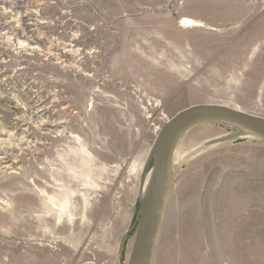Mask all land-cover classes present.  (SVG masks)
I'll return each mask as SVG.
<instances>
[{"label":"rangeland","instance_id":"obj_1","mask_svg":"<svg viewBox=\"0 0 264 264\" xmlns=\"http://www.w3.org/2000/svg\"><path fill=\"white\" fill-rule=\"evenodd\" d=\"M200 103L264 117V0H0V264H128L156 136ZM186 156L152 264H264V140L202 122Z\"/></svg>","mask_w":264,"mask_h":264},{"label":"water","instance_id":"obj_2","mask_svg":"<svg viewBox=\"0 0 264 264\" xmlns=\"http://www.w3.org/2000/svg\"><path fill=\"white\" fill-rule=\"evenodd\" d=\"M202 122L227 123L264 140V117L225 104H194L169 118L160 128L153 144L150 189L146 202L140 208L128 264H152L166 203L174 149L189 128Z\"/></svg>","mask_w":264,"mask_h":264},{"label":"bare ground","instance_id":"obj_3","mask_svg":"<svg viewBox=\"0 0 264 264\" xmlns=\"http://www.w3.org/2000/svg\"><path fill=\"white\" fill-rule=\"evenodd\" d=\"M183 26H185V27H191V26L202 27V24L201 23H190V24H183ZM220 124H223L225 126H229V127H232V128L237 129L238 134L241 135V136H245V135L248 136V135H250L246 131H244L242 128H239V127H236V126L227 124V123H220ZM212 142H214V141H212ZM206 147L207 146L201 147L200 149L197 150V152L204 150ZM190 154H192V153H190ZM176 159L177 158H175V157L172 156V159H171V162H170V169H169V182L171 181V179H172L173 175L175 174V172L181 167V165L184 162L187 161L188 157L185 158V159L184 158L183 159H180V160L178 159L179 161H177ZM151 177H152V170L149 172L148 175H146V177H144L145 178L144 179V183H143V185L141 187V197L140 198H141L142 204H144L146 202V200H147L148 193H149V189H150V184H151Z\"/></svg>","mask_w":264,"mask_h":264}]
</instances>
